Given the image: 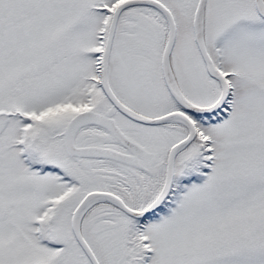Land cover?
Segmentation results:
<instances>
[{
	"label": "snow or ice",
	"instance_id": "snow-or-ice-1",
	"mask_svg": "<svg viewBox=\"0 0 264 264\" xmlns=\"http://www.w3.org/2000/svg\"><path fill=\"white\" fill-rule=\"evenodd\" d=\"M0 264H264V0H0Z\"/></svg>",
	"mask_w": 264,
	"mask_h": 264
}]
</instances>
